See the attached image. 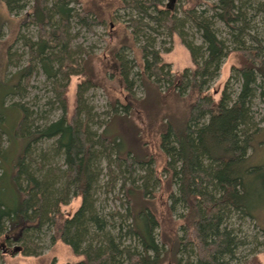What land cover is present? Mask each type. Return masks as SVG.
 Here are the masks:
<instances>
[{"label":"trees","instance_id":"16d2710c","mask_svg":"<svg viewBox=\"0 0 264 264\" xmlns=\"http://www.w3.org/2000/svg\"><path fill=\"white\" fill-rule=\"evenodd\" d=\"M2 1L12 10L19 0ZM120 1L130 11L121 22L128 35L120 45L138 44L141 63L136 74L141 85L163 99L173 95L187 102L184 123L176 127L169 122L159 138L167 157L166 171L175 177L179 190L177 197L170 194L172 202L162 211L171 213L177 203L185 209L178 213L168 248L162 253L155 237L165 213L158 215L152 203L145 201L136 207L130 188L124 189L129 222L121 221L117 233H112L117 225L98 214L92 203L101 156L115 161L123 180L125 170L131 173L135 163L123 152L124 142L114 133L112 121H98L103 125L100 132L89 129L92 114L83 93L100 85L90 55L79 70L66 56L68 21L75 17L88 31L100 18L86 7L75 10L80 0H33L27 14L38 37L27 41V64L0 77V134L6 142L0 148L1 255L9 254L8 242L18 240L21 255L38 257L40 251L29 252L28 247L34 236L50 227L52 245L67 246L74 257L62 264H179V253L184 252L194 255L198 264H225V257L233 255L230 214L238 211L254 218V207L264 206V159L252 160L264 149V138L257 135L260 129L251 111L253 98L264 103V0H210L200 8H179L173 0ZM173 33L188 50L193 68L174 73L162 61L154 41ZM231 54L236 62L215 99L208 88ZM119 55L111 51L106 72L129 90L128 70ZM34 61L53 80V102L60 110L58 117L43 125L29 121L23 106L9 101L22 94L21 83L28 79ZM59 74L65 82L58 83ZM75 75L80 81L68 112L66 80ZM131 98L129 106H133ZM50 139L51 146L45 150L41 143ZM56 156L63 165L54 168L48 164ZM71 197L80 203L69 214L61 206ZM108 215L113 218L114 212ZM124 228L137 247L116 241ZM240 264L262 262L254 254Z\"/></svg>","mask_w":264,"mask_h":264},{"label":"rangeland","instance_id":"374dc122","mask_svg":"<svg viewBox=\"0 0 264 264\" xmlns=\"http://www.w3.org/2000/svg\"><path fill=\"white\" fill-rule=\"evenodd\" d=\"M32 1L19 0L14 10H8L5 3L0 0V77L9 76L11 72L27 64V57H29L27 41L36 40L38 37V29L32 23L31 16L27 14ZM173 1L174 5L179 8L206 7V3L210 2V0ZM81 7L89 8L92 14L97 13L100 22L87 31L76 21L75 17H72L68 21L70 26L65 50L69 60L75 61L76 65H72L75 70L82 68L83 60L90 55V65L95 72L96 81L100 84L89 87L83 93L84 104L91 109L92 114V119L88 121L89 129L100 132L103 125L100 126L98 121H112L114 133L124 142L123 152L127 151L130 158L135 159L132 170H130L132 172L125 170L124 180L120 178L122 174L116 168L114 160L109 161L105 156H101L98 164L101 167V173L98 177L99 186L94 189L96 194L92 203L98 214L106 215V221L112 223L114 227L117 225L112 230V233H117L121 221L123 225L129 222V219L125 218L128 202H126L124 189L130 188V195L134 197L132 201L135 202L136 207L144 201L148 204L152 203L158 215L160 211L165 210L166 205L172 202L170 194L175 197L179 196L175 177L168 176L169 173L166 171L167 157L162 150L159 138L169 122L176 127L184 123L187 102L184 101L185 98L178 99L173 95L163 99L156 91H150L141 85L136 74L141 63V56L137 50L138 44L134 45L131 42V45H120L124 37L128 35L127 29H124L121 22H124L130 15V11L123 7L120 0H80V4H74L75 10ZM179 40L178 35L173 33L171 36H159L154 41V46L159 50L162 61L169 64L168 66L174 73L184 68H193L190 54ZM111 51H118L119 56L125 61L130 81L129 90H126L116 80V77L113 78L106 72L110 70L105 68V64L111 57ZM8 57L10 59L7 60ZM57 58L55 63L58 66ZM235 62L236 58L231 54L221 63L218 75L208 88L209 93L215 99L219 97L224 88L230 75L231 65ZM30 72L26 82L21 83L24 85L22 94L11 96L9 101L22 105L29 121L43 125L60 115L57 103L53 102L54 83L52 79L45 76L36 61L33 62ZM57 81L58 83L65 82V77L59 74ZM66 81L68 86L65 95L67 107H69L68 112H70L74 106V93L80 78L75 75ZM232 86L236 88V83H232ZM128 96L129 99L132 97L133 106L127 104ZM48 101L51 102L47 103ZM251 109L254 123L260 129L257 135L264 138V103L259 97L253 98ZM4 139L5 137L0 134V148L6 143ZM52 141V139L44 140L41 145L48 150ZM112 157L114 158L115 154H112ZM261 159H264V149L260 150L256 159L252 160ZM49 163L48 165L54 168L63 165L62 160L57 156ZM60 182L58 181L55 185H59ZM143 188L146 189L144 195ZM79 203V198L71 197L66 204L61 206V209L65 213L72 214L78 208ZM184 210L182 204L177 203L176 207L170 211L171 213L162 211L166 219L156 229L155 236L162 253L166 252L169 239L177 228L178 213H183ZM253 211L254 218L238 211L230 214L228 222L234 245H232L233 255L225 257V264H240L243 258L254 254L264 264V206L254 207ZM111 212H114L113 218L108 215ZM52 232L50 227H44L38 236L32 239L33 243L28 249L29 252L34 251L35 248V251H40L38 257L21 255L17 251L21 246L20 241L8 242L9 250L12 252L15 249L14 254L9 251V254L1 255L0 250V264H51L52 260H56V264H62L72 260L74 257L67 246L60 243L57 246L52 245L50 242ZM118 235L119 238H115L117 242L133 248L138 246L136 241L126 234L125 228L122 229L121 235L119 233ZM179 259V264H198L195 256L192 254L189 256L188 252L179 253Z\"/></svg>","mask_w":264,"mask_h":264}]
</instances>
